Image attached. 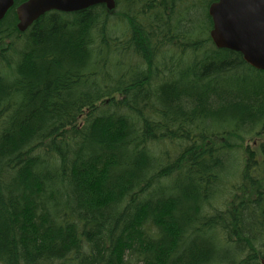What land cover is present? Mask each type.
Listing matches in <instances>:
<instances>
[{"label":"trees","instance_id":"obj_1","mask_svg":"<svg viewBox=\"0 0 264 264\" xmlns=\"http://www.w3.org/2000/svg\"><path fill=\"white\" fill-rule=\"evenodd\" d=\"M25 1L0 22V264H261L264 71L215 47L218 0L20 32Z\"/></svg>","mask_w":264,"mask_h":264},{"label":"water","instance_id":"obj_2","mask_svg":"<svg viewBox=\"0 0 264 264\" xmlns=\"http://www.w3.org/2000/svg\"><path fill=\"white\" fill-rule=\"evenodd\" d=\"M14 1L0 0V22ZM100 4L110 11L116 7L115 0H27L16 11L18 29L27 31L52 11L74 13ZM209 15L213 21L210 36L215 46L240 53L247 64L264 71V0H218L209 7Z\"/></svg>","mask_w":264,"mask_h":264},{"label":"rangeland","instance_id":"obj_3","mask_svg":"<svg viewBox=\"0 0 264 264\" xmlns=\"http://www.w3.org/2000/svg\"><path fill=\"white\" fill-rule=\"evenodd\" d=\"M251 139L252 138H248L245 141H247L246 144H248L249 146L252 147V146H256V145L260 144L263 138L262 137H255L254 140H252V141H251ZM227 194H228V192H227Z\"/></svg>","mask_w":264,"mask_h":264}]
</instances>
